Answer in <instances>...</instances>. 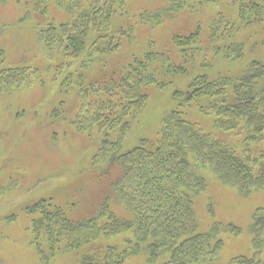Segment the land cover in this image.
I'll return each mask as SVG.
<instances>
[{
  "label": "trees",
  "instance_id": "obj_1",
  "mask_svg": "<svg viewBox=\"0 0 264 264\" xmlns=\"http://www.w3.org/2000/svg\"><path fill=\"white\" fill-rule=\"evenodd\" d=\"M29 1L36 12H46L49 0ZM52 1L70 18L43 25L36 32L38 41L49 62L67 60L54 71L57 79L69 70L60 88L66 94L76 93L79 99L73 125L88 138L99 137L91 164L105 166L110 189L129 216L113 211L110 194L92 216L84 219L70 218L51 198L41 197L25 207L32 217L29 242L41 258L49 262L71 252L77 253L80 264H126L131 255L144 251L151 264H264V206L253 211L251 254L218 263L222 247L219 233L224 225L213 221L206 231H199L193 205L194 197L207 185L198 170L209 169L240 194L264 189V143L253 150L264 139V62L252 60L235 80L196 75L183 99L197 101L200 111L211 115L215 128L241 135L240 151L205 132L179 108L163 116L155 139H141L136 146L122 151L132 121L147 102L148 88L163 87L168 79L186 74L187 69L172 62L165 53L146 51L130 60L121 74L111 73L104 81L86 83L85 72L101 61L99 55L117 52L122 39L129 44L136 41L134 25L127 23L117 33L112 29V17L122 15L125 0ZM192 1L170 0L164 7L141 11L139 20L157 25L164 17L201 6ZM236 19L243 26H251L252 22L264 25V0H238ZM229 22L235 21L223 14L215 15L209 23L207 41L210 47L222 48L221 57L231 63L242 57L244 43L228 37L238 33V26L232 25L228 30ZM200 39L199 27L186 36L172 37L184 62L207 51V44H201ZM192 63L197 64L196 60ZM162 74L167 77L162 79ZM39 75L37 68L29 66L0 68V91L33 82ZM174 95L181 99L184 93L176 91ZM9 181L0 189H14L16 181L11 185ZM227 228L230 232L238 229L234 224ZM127 231L120 244L97 242L100 237L110 239Z\"/></svg>",
  "mask_w": 264,
  "mask_h": 264
},
{
  "label": "rangeland",
  "instance_id": "obj_2",
  "mask_svg": "<svg viewBox=\"0 0 264 264\" xmlns=\"http://www.w3.org/2000/svg\"><path fill=\"white\" fill-rule=\"evenodd\" d=\"M237 1L193 0V5L199 3L201 6L164 17L159 24L150 26L140 22L141 11L164 7L170 0H125L122 15L112 17V29L117 33L119 27L130 23L134 25L136 41L129 44L122 39L117 52L99 55L101 61L93 63L85 72V82L104 81L107 75L115 72L121 74L130 60L146 51L167 54L172 62L183 64L187 73L171 77L163 87L154 85L148 88L147 102L132 121L122 151L136 146L141 139H155L163 116L174 108L181 109L188 120L205 132L223 139L237 151L242 149L241 135L215 128L211 115L200 111L197 101L183 100L189 82L196 75L225 76L235 80L252 60L264 62V25L252 22L254 26H243L237 22ZM48 3L46 12L39 13L29 0H0V50H3L0 68L29 66L37 68L40 73L33 82L0 91V188L9 180V185L16 181L14 189H0V264H80L77 253L71 252L45 262L29 242L32 217L25 207L41 197L51 198L70 218L84 219L92 216L105 196L110 194L113 211L119 216H129L111 191L105 166L93 167L91 164L99 137L88 138L78 133L73 125L79 99L76 93L66 94L60 88V82L69 70L57 79L54 71L67 60L49 62L38 41L36 32L43 25L50 20L63 22L70 18L52 0ZM217 14L235 21L234 24L229 22L228 30L232 25L238 26L236 35H228L244 43L243 55L238 61L226 62L221 57L222 48L213 46L215 49H212L207 41L210 20ZM197 27L201 32V44L208 47L206 52L194 56L197 64L193 65L194 60L184 62L172 37L186 36ZM218 43L221 46V42ZM75 64L78 65V61ZM160 77L167 76L162 74ZM176 91L184 96L176 98ZM263 143L264 139L253 150L261 148ZM198 171L207 182L206 189L193 200L198 229L206 231L213 221L224 225L219 233L222 247L217 262L226 263L236 255H250L252 215L257 207L264 206V189L240 194L209 169ZM228 224L237 226L236 232H230ZM128 233L110 239L100 237L97 242L120 244ZM126 264L151 263L147 262L142 251L131 255Z\"/></svg>",
  "mask_w": 264,
  "mask_h": 264
}]
</instances>
